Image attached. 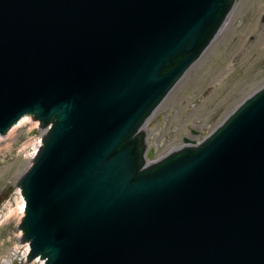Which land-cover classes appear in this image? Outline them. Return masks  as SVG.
Returning a JSON list of instances; mask_svg holds the SVG:
<instances>
[{
	"label": "water",
	"instance_id": "water-1",
	"mask_svg": "<svg viewBox=\"0 0 264 264\" xmlns=\"http://www.w3.org/2000/svg\"><path fill=\"white\" fill-rule=\"evenodd\" d=\"M235 2L0 0V137L51 125L17 184L29 263L264 264V87L156 163L143 131Z\"/></svg>",
	"mask_w": 264,
	"mask_h": 264
},
{
	"label": "rangeland",
	"instance_id": "rangeland-1",
	"mask_svg": "<svg viewBox=\"0 0 264 264\" xmlns=\"http://www.w3.org/2000/svg\"><path fill=\"white\" fill-rule=\"evenodd\" d=\"M262 87L264 0H236L222 31L147 121L143 131L154 151L152 163L181 148L185 138L203 141ZM33 124L0 138V264H30L24 257L28 244L21 243L17 183L41 136Z\"/></svg>",
	"mask_w": 264,
	"mask_h": 264
},
{
	"label": "bare ground",
	"instance_id": "bare-ground-1",
	"mask_svg": "<svg viewBox=\"0 0 264 264\" xmlns=\"http://www.w3.org/2000/svg\"><path fill=\"white\" fill-rule=\"evenodd\" d=\"M31 123V125H34L33 124V120L31 119V118H29V117H26V118H23L20 122H19V124L17 125V126H15V127H13L9 132H8V134H10V133H12L16 128H18V127H22L24 124H26V123ZM147 124V123H146ZM146 124H145V126H146ZM35 126V125H34ZM51 128V125H49V127H45V128H41L40 130V132H41V136H40V138H39V140L33 145V151H32V153H31V157H30V159H31V164H30V166H29V168H31V166L33 165V160L35 159V157L37 156V153H38V151H39V149H40V147H41V144H43V137L44 136H46L47 135V133H48V131H49V129ZM7 134V135H8ZM6 135V136H7ZM0 138H3V137H0ZM145 139H146V141L148 142V140H150V138L147 136V134H146V137H145ZM150 142V141H149ZM28 168V169H29ZM18 191H19V193H21V190L20 189H18ZM23 197V196H22ZM22 197H21V200H22V203H21V207H20V216L22 215L23 216V214H24V208H25V202L23 201V199H22ZM21 218V217H20ZM21 236V235H20ZM29 250H30V247H29V245H27L26 246V251H25V254L24 255H27L28 253H29ZM8 261H4V262H2L1 264H8L7 263ZM43 264V263H42Z\"/></svg>",
	"mask_w": 264,
	"mask_h": 264
}]
</instances>
